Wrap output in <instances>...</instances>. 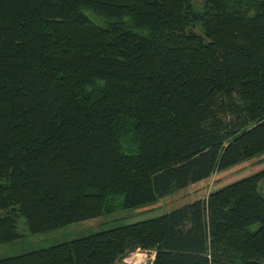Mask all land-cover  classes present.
<instances>
[{
	"label": "trees",
	"instance_id": "trees-1",
	"mask_svg": "<svg viewBox=\"0 0 264 264\" xmlns=\"http://www.w3.org/2000/svg\"><path fill=\"white\" fill-rule=\"evenodd\" d=\"M262 155L264 0H0V246L22 238L19 219L51 233ZM137 249L264 264V168L0 264H121Z\"/></svg>",
	"mask_w": 264,
	"mask_h": 264
},
{
	"label": "rangeland",
	"instance_id": "rangeland-1",
	"mask_svg": "<svg viewBox=\"0 0 264 264\" xmlns=\"http://www.w3.org/2000/svg\"><path fill=\"white\" fill-rule=\"evenodd\" d=\"M86 14L93 19L90 12ZM258 163V164H257ZM264 168V155L249 162H243L227 170L213 174L208 180L190 185L178 193L160 198L156 204L132 209H119L114 213L64 227L41 235L27 234L23 219L18 220V231L22 238L0 246V259L21 255L30 251L48 248L88 235L159 217L193 200L207 198L210 191L225 186L232 181L247 177ZM121 200V198H118ZM255 226L251 227L254 230Z\"/></svg>",
	"mask_w": 264,
	"mask_h": 264
},
{
	"label": "built area",
	"instance_id": "built-area-1",
	"mask_svg": "<svg viewBox=\"0 0 264 264\" xmlns=\"http://www.w3.org/2000/svg\"><path fill=\"white\" fill-rule=\"evenodd\" d=\"M155 253L152 251L137 249L126 256L121 264H141L146 260V264H152Z\"/></svg>",
	"mask_w": 264,
	"mask_h": 264
},
{
	"label": "clouds",
	"instance_id": "clouds-1",
	"mask_svg": "<svg viewBox=\"0 0 264 264\" xmlns=\"http://www.w3.org/2000/svg\"><path fill=\"white\" fill-rule=\"evenodd\" d=\"M141 264H146V260L145 261H142Z\"/></svg>",
	"mask_w": 264,
	"mask_h": 264
},
{
	"label": "crops",
	"instance_id": "crops-1",
	"mask_svg": "<svg viewBox=\"0 0 264 264\" xmlns=\"http://www.w3.org/2000/svg\"><path fill=\"white\" fill-rule=\"evenodd\" d=\"M200 199V198H199ZM196 200V199H195ZM194 201V200H193Z\"/></svg>",
	"mask_w": 264,
	"mask_h": 264
}]
</instances>
